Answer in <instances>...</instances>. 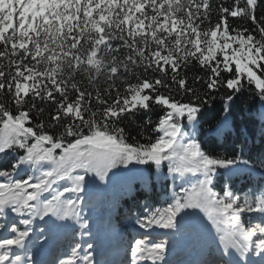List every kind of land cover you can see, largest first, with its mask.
I'll return each instance as SVG.
<instances>
[{
    "label": "snow or ice",
    "instance_id": "obj_1",
    "mask_svg": "<svg viewBox=\"0 0 264 264\" xmlns=\"http://www.w3.org/2000/svg\"><path fill=\"white\" fill-rule=\"evenodd\" d=\"M221 89L225 112L244 91L264 108V0H0V155L15 154L0 167V264H39L16 251L36 218L88 227L79 196L87 174L103 181L120 166L165 162L188 186L139 217L140 229L179 232L186 217L194 231L210 225L199 264L264 252V171L237 194L232 177L256 171L241 159L243 146L205 150L183 123L194 126ZM139 114L146 118L136 125ZM258 160L264 169V153ZM9 210L18 223L6 219ZM167 243L136 239L133 264L163 261ZM79 249L54 264H93Z\"/></svg>",
    "mask_w": 264,
    "mask_h": 264
},
{
    "label": "trees",
    "instance_id": "obj_2",
    "mask_svg": "<svg viewBox=\"0 0 264 264\" xmlns=\"http://www.w3.org/2000/svg\"><path fill=\"white\" fill-rule=\"evenodd\" d=\"M232 2L233 0H213L214 5L223 4L226 7ZM217 19L218 15L214 11L212 22L215 23ZM229 22L240 25L239 21L232 18ZM226 94L224 89L215 93L216 99L205 105L194 126L189 125L186 119L183 123L187 126L186 132L200 142L205 150L222 154L225 147L230 150L235 147L239 151L243 146L241 159L249 161L250 165L255 164L256 171L249 176L247 170L242 168L232 177L234 190L240 194L249 191L250 185L255 186L260 180V171H264L260 168L258 160L260 154L264 153V136L261 134V121L258 113L264 111V108H261L254 95L244 91L230 102V111L225 112V104L221 97ZM145 118V114H139L134 118V122L136 125L142 124ZM151 118L155 121L157 116L152 115ZM132 119L133 117H129V120ZM137 130H133V135ZM141 142L144 141L141 140ZM14 155H0V167L8 168ZM136 167L142 170L139 176L134 174ZM59 183L63 185L66 182L60 181ZM187 186L179 179L173 180L167 171L166 162L160 169H157L155 165L130 164L127 168L120 166L109 171L106 180L101 182L100 187L94 193L79 194L81 222L92 221L102 229L121 228L124 230V242L129 244L134 239L142 238L140 232L133 231L139 226L136 223L137 219L146 215L149 209L166 207L173 201L174 194L181 193L182 188ZM216 190H219L218 185ZM66 195L75 198L76 194ZM100 201L103 203L101 204ZM88 233V227L80 232L83 240L86 241ZM183 235H190V231L184 228ZM161 239L168 242L167 247H172L173 242L169 232L164 233ZM75 242L70 239L65 245L72 247V244H76ZM209 243L210 241L206 240L204 248L207 252Z\"/></svg>",
    "mask_w": 264,
    "mask_h": 264
},
{
    "label": "rangeland",
    "instance_id": "obj_3",
    "mask_svg": "<svg viewBox=\"0 0 264 264\" xmlns=\"http://www.w3.org/2000/svg\"><path fill=\"white\" fill-rule=\"evenodd\" d=\"M141 173H142V170L139 167H136V169L134 170V174L136 176H139V175H141ZM97 180H100V179L97 177ZM95 183H96V181H95ZM8 213H11V211L9 210ZM13 216H15L14 213H12V217ZM17 219H19V218H17ZM88 225H90L89 231H91V232L93 231L92 234L90 236L89 235L88 236L91 238H95L97 235L95 234L94 231L98 228L94 225V223L92 221L88 222ZM31 227H32L33 231L30 233L29 238L26 239L25 247L34 244L33 241H36V239H34L36 236H40V237H42L41 239L48 242L49 240H51L56 235V238L58 237L59 242L61 244H63L65 239L68 241L69 238L74 233H76L78 231H82L83 229L85 230V228H82L80 226V223L76 222L75 220L56 221V220H54V218H48V217H45L44 220H41L39 218L34 219ZM108 230H111V229L108 228ZM3 234H4L3 230H0V235H3ZM76 238L78 240L80 239L79 236H77ZM76 238H74V239H76ZM91 240L92 239L87 241V243H82L81 249H79V251H80V253L90 251L92 253V256L95 258L97 255V252H98V247H97L96 242L94 243V241H91ZM88 244H92L93 247L91 249H88V247H87ZM185 248L187 251L186 255H188V257H189L190 254L194 252V250L189 249L188 243L185 245ZM250 261L259 262L260 264H264V252H260L257 250L256 256H254V257L250 256Z\"/></svg>",
    "mask_w": 264,
    "mask_h": 264
},
{
    "label": "bare ground",
    "instance_id": "obj_4",
    "mask_svg": "<svg viewBox=\"0 0 264 264\" xmlns=\"http://www.w3.org/2000/svg\"><path fill=\"white\" fill-rule=\"evenodd\" d=\"M45 244L44 243H38V244H34L32 245L31 247L29 246H26L24 248V250H20V251H17V252H20L18 254H21L22 256H26V255H33L36 251H40V249L44 246ZM25 252H27L28 254H24ZM34 258V257H33ZM93 264H95L94 260H93Z\"/></svg>",
    "mask_w": 264,
    "mask_h": 264
}]
</instances>
